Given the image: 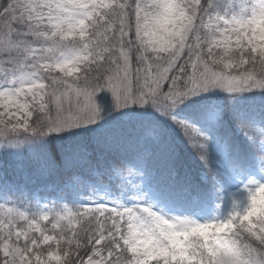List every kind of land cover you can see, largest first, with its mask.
Here are the masks:
<instances>
[{
    "label": "snow or ice",
    "instance_id": "1",
    "mask_svg": "<svg viewBox=\"0 0 264 264\" xmlns=\"http://www.w3.org/2000/svg\"><path fill=\"white\" fill-rule=\"evenodd\" d=\"M0 264H264V0H0Z\"/></svg>",
    "mask_w": 264,
    "mask_h": 264
},
{
    "label": "trees",
    "instance_id": "2",
    "mask_svg": "<svg viewBox=\"0 0 264 264\" xmlns=\"http://www.w3.org/2000/svg\"><path fill=\"white\" fill-rule=\"evenodd\" d=\"M192 113V112H191ZM174 127V126H173ZM175 131V130H174ZM85 133L83 132V131H80V132H77V135L78 136H80V135H84ZM175 135L177 136V137H180V133L178 132V131H175Z\"/></svg>",
    "mask_w": 264,
    "mask_h": 264
},
{
    "label": "rangeland",
    "instance_id": "3",
    "mask_svg": "<svg viewBox=\"0 0 264 264\" xmlns=\"http://www.w3.org/2000/svg\"><path fill=\"white\" fill-rule=\"evenodd\" d=\"M106 111L109 109V104L108 105H106V107L104 108ZM178 112V111H177ZM178 115H180V116H186V115H183V114H180V113H178Z\"/></svg>",
    "mask_w": 264,
    "mask_h": 264
}]
</instances>
